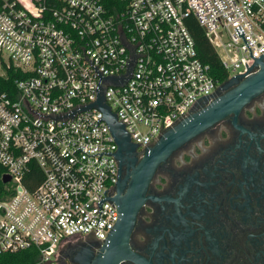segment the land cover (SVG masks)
<instances>
[{"label": "built area", "instance_id": "obj_1", "mask_svg": "<svg viewBox=\"0 0 264 264\" xmlns=\"http://www.w3.org/2000/svg\"><path fill=\"white\" fill-rule=\"evenodd\" d=\"M192 17L227 80L264 55V0H0V165L11 179L0 258L28 252L27 264H59L63 243L92 232L103 243L114 231L112 203L97 204L114 189L115 160L97 157L114 155L106 123L96 126L97 110L56 117L94 104L93 61L98 75L130 77L104 86V101L140 152L153 146L223 84L198 57Z\"/></svg>", "mask_w": 264, "mask_h": 264}, {"label": "flooded vegetation", "instance_id": "obj_2", "mask_svg": "<svg viewBox=\"0 0 264 264\" xmlns=\"http://www.w3.org/2000/svg\"><path fill=\"white\" fill-rule=\"evenodd\" d=\"M238 124L257 143L228 118L158 168L132 253L150 264H264V94Z\"/></svg>", "mask_w": 264, "mask_h": 264}, {"label": "water", "instance_id": "obj_3", "mask_svg": "<svg viewBox=\"0 0 264 264\" xmlns=\"http://www.w3.org/2000/svg\"><path fill=\"white\" fill-rule=\"evenodd\" d=\"M251 54V50H250ZM252 56V55H251ZM253 57V56H252ZM252 68L248 67L245 75L235 76L222 84L217 93L202 99L196 108L184 119L166 130L153 146H139L132 142L125 124L119 122L113 106L104 101V86L125 88L130 77L125 75H98L94 62L91 65L98 76L94 104L58 116L69 121L91 111L97 110L96 126L106 123L114 141V155H97V157L115 160L114 189L107 191L108 198L97 203L101 212L103 205L112 203L115 209L114 231L106 234L103 243L93 238V232L85 235V243H63L62 259L71 264H150L138 254L132 253L130 240L138 217L149 199V187L157 170L163 163L194 142L207 131L215 128L226 119L240 127L238 122L244 109L264 94V55L256 59ZM95 126V127H96ZM5 176V184L10 182ZM155 202V200H154ZM97 251V255H93Z\"/></svg>", "mask_w": 264, "mask_h": 264}, {"label": "trees", "instance_id": "obj_4", "mask_svg": "<svg viewBox=\"0 0 264 264\" xmlns=\"http://www.w3.org/2000/svg\"><path fill=\"white\" fill-rule=\"evenodd\" d=\"M187 25L195 40L199 59L203 63L210 66L211 74L216 79H218L221 83H224L229 78V73L223 68L219 54L207 39L204 29L200 27L198 22L193 17L187 20ZM4 175L5 170L0 165V196H2L7 187L3 182ZM41 179V171L36 168L27 175L25 185L32 190L40 183ZM27 253L28 252L21 255L3 256L0 258V264H27L28 261L22 260L24 256H27Z\"/></svg>", "mask_w": 264, "mask_h": 264}]
</instances>
